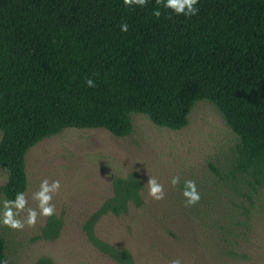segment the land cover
<instances>
[{"label":"trees","instance_id":"1","mask_svg":"<svg viewBox=\"0 0 264 264\" xmlns=\"http://www.w3.org/2000/svg\"><path fill=\"white\" fill-rule=\"evenodd\" d=\"M196 7L186 17L164 0H0V167L10 202L25 193L26 153L43 138L65 128L127 136L133 114L179 130L202 100L238 138L234 171L264 185V0ZM117 187L114 212L138 197L140 184ZM6 249L0 233L5 264Z\"/></svg>","mask_w":264,"mask_h":264},{"label":"rangeland","instance_id":"2","mask_svg":"<svg viewBox=\"0 0 264 264\" xmlns=\"http://www.w3.org/2000/svg\"><path fill=\"white\" fill-rule=\"evenodd\" d=\"M237 144L207 100L179 130L133 114L127 136L65 128L43 138L26 153L27 188L16 203L3 194L0 167L7 264H264V185L234 171ZM130 178L140 184L138 197L114 212L117 184ZM150 178L161 199L149 195ZM188 180L200 196L190 206Z\"/></svg>","mask_w":264,"mask_h":264},{"label":"clouds","instance_id":"3","mask_svg":"<svg viewBox=\"0 0 264 264\" xmlns=\"http://www.w3.org/2000/svg\"><path fill=\"white\" fill-rule=\"evenodd\" d=\"M123 3L127 7L133 5L143 7L146 4V0H123ZM197 3L198 0H164V7L172 9L175 14H183L184 16L188 17L195 15L199 11V9L196 7ZM155 14L159 15V12H156ZM120 27L121 31H127V24H122ZM85 84L89 88H94L96 86L94 80L91 78L86 79ZM147 183L149 186V195L154 197L155 199H161L163 195L162 187L158 184L155 178H150ZM171 183L173 185L178 183V178L174 177ZM54 186H58V184H55ZM183 195L185 197V203L189 206L194 205L199 201L200 196L196 189L195 181H185V190L183 192ZM44 199L48 200L50 199V197L45 196ZM52 211L53 210L51 207L45 208L44 214L51 215ZM18 226L19 225H13V227ZM0 264H5V262L0 261ZM173 264H179V261H173Z\"/></svg>","mask_w":264,"mask_h":264}]
</instances>
